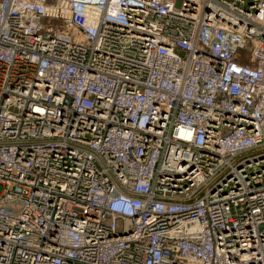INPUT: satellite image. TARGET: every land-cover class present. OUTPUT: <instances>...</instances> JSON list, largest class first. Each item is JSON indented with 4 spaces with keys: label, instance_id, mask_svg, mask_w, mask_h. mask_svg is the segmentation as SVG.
I'll use <instances>...</instances> for the list:
<instances>
[{
    "label": "built area",
    "instance_id": "built-area-1",
    "mask_svg": "<svg viewBox=\"0 0 264 264\" xmlns=\"http://www.w3.org/2000/svg\"><path fill=\"white\" fill-rule=\"evenodd\" d=\"M0 264H264V0H0Z\"/></svg>",
    "mask_w": 264,
    "mask_h": 264
}]
</instances>
